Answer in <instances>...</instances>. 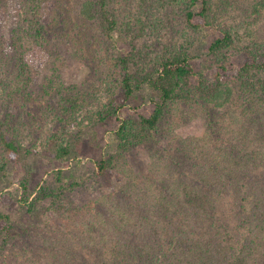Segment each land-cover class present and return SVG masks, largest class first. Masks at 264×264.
<instances>
[{
	"label": "trees",
	"instance_id": "1",
	"mask_svg": "<svg viewBox=\"0 0 264 264\" xmlns=\"http://www.w3.org/2000/svg\"><path fill=\"white\" fill-rule=\"evenodd\" d=\"M156 1L158 11L184 7L195 32L218 30L211 16L213 0ZM50 4L23 0L15 16L8 7L0 12V41L13 46L18 81L29 96L40 66L49 68L51 80L65 92L96 56L84 50L89 41L85 26L78 30L85 35H74L76 48L53 37ZM150 10L148 0H141L134 26L129 0H81L80 6L82 18L105 40L101 64L111 60L118 32L133 47L110 67L122 98L131 99L145 85L159 95L140 120L120 121L116 134L128 152L125 158L97 162L100 172L130 175L131 182L114 192L100 190L93 181L44 184L31 202L24 200L29 210L41 204L53 217L40 219L36 229L11 226L8 239L0 242V264H264V38L250 32L244 41L230 30H218L209 46L216 58L214 73L207 76L192 63L191 38L160 50L163 33L153 30L157 42H146ZM54 15L59 16L55 9ZM237 55L241 59L233 68ZM62 96L71 101L70 109L85 99L70 92ZM115 101L99 111L100 121L118 114L123 104ZM9 127L0 114V146L17 159L22 144L11 138ZM161 137L160 150L154 142ZM146 150L153 156L133 158L146 156ZM68 154L61 146L58 156ZM7 163L1 160L0 173ZM231 219L247 229L245 238L231 234Z\"/></svg>",
	"mask_w": 264,
	"mask_h": 264
},
{
	"label": "rangeland",
	"instance_id": "2",
	"mask_svg": "<svg viewBox=\"0 0 264 264\" xmlns=\"http://www.w3.org/2000/svg\"><path fill=\"white\" fill-rule=\"evenodd\" d=\"M167 1L171 3L170 0ZM19 2L23 0H0V12L3 7H8L15 16L19 12L16 8ZM140 2L141 0H129L132 16L130 23L134 26L138 24L134 12ZM148 4L152 10L145 20L150 32L146 42L149 45L157 42L153 37V30L163 33V38L158 43L160 50L166 46H180L185 44V38H191L192 46L189 50L192 63L196 71H206L207 76L214 73L216 58L210 54L209 46L220 35L218 30H230L236 38L242 37L244 41L250 32L257 33L256 38H264V0H213L211 16L218 30L202 27L197 32L187 24L184 7L176 5L166 12L157 10L156 0H148ZM80 6L81 0H51L47 12L54 31L53 37L58 36L60 41L76 48L78 45L75 44L74 35L82 34V31L85 35L84 30L78 32L80 27L85 26L89 41L84 50L96 53L95 57L91 56V65L85 64L76 73L71 82L74 86L70 91L64 92L62 85L56 80H51L49 68L40 66L37 70L36 89L32 96L27 95L18 81L16 60L11 48L13 46L0 41V114L9 123L11 138L22 144V151L17 159L10 158L0 146V164L1 160L8 162L6 170L0 173V214L4 216L0 218V242L8 239L11 226H15L16 231L26 227L36 229L40 219L53 217L54 214L46 211L41 204L37 207L35 205L32 211L29 210L24 200L29 197L28 202H31L44 184L55 187L76 180L93 181L100 190L114 192L131 182L130 175L111 171L100 172L97 162L103 158H125L122 154L128 152L121 147L116 134L120 121L126 117L140 120V115L151 110L159 100L158 93L149 85H145L129 100L122 98L112 75L114 69L110 67L116 58L124 56L133 50V47L129 39H125L123 34L121 36L118 32L112 39L113 44L109 50L111 60L108 65L101 64L106 58V51L101 49L105 40L95 27L87 24L82 18ZM54 9L59 16L54 15ZM256 9L259 12H256ZM9 14L10 12L7 13ZM53 17L56 22L60 19L64 23H58V27L55 26L56 22L53 25ZM7 32L6 29L5 36ZM62 34L65 38L61 37ZM239 56L232 59L233 68H238L241 59ZM67 86L70 87V83ZM67 92L75 93L74 97L79 99L85 96L84 100H80L83 103L75 109H70L71 101L68 98L62 99V95ZM113 98H116V106H123L115 116L100 121L99 111L110 104ZM154 144L161 150L164 145L163 137ZM61 146L68 148L67 156H58ZM148 151L146 150V156L133 158H148L149 155L152 157L154 152ZM231 220V234L237 240L245 238L247 229L241 228L234 219ZM11 239L9 243L12 242Z\"/></svg>",
	"mask_w": 264,
	"mask_h": 264
}]
</instances>
